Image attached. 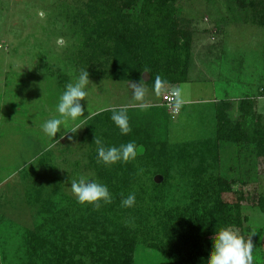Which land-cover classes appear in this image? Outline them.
Instances as JSON below:
<instances>
[{
	"label": "rangeland",
	"instance_id": "obj_1",
	"mask_svg": "<svg viewBox=\"0 0 264 264\" xmlns=\"http://www.w3.org/2000/svg\"><path fill=\"white\" fill-rule=\"evenodd\" d=\"M261 2L175 0V28L191 32L192 55L187 80L166 83L182 90L184 104L173 113L152 111L161 107L162 95L146 83L145 106H137L131 81L105 75L111 56L98 47L91 58L86 54L91 48L79 47L85 24L99 12L98 3L106 5L107 0H0V264L24 263L26 230L49 216L42 214L41 205L69 209V220L77 215L81 204L71 193L72 179L84 176L98 182L91 164L97 145L86 134L95 115L87 117L88 112L97 115L126 104L134 126L156 141L176 145L185 159L167 161L169 205L188 201L195 181L190 168L199 166L200 155L205 171L219 169L236 180L235 188L245 182L247 194H264V156L250 164L248 147L218 137L222 111L232 124L243 123L249 136L264 131V25L257 16ZM81 70L89 72L91 81L81 101L84 117L61 125L62 134L76 133L60 139L58 132L51 138L41 126L59 118V97ZM39 187L42 195L36 202ZM242 215L248 217L245 225L264 228L259 207L244 204ZM135 257L137 264H169L162 253L143 245Z\"/></svg>",
	"mask_w": 264,
	"mask_h": 264
},
{
	"label": "trees",
	"instance_id": "obj_2",
	"mask_svg": "<svg viewBox=\"0 0 264 264\" xmlns=\"http://www.w3.org/2000/svg\"><path fill=\"white\" fill-rule=\"evenodd\" d=\"M107 1L106 5L98 3L100 10L94 14V20L85 24L79 44L81 48H91L86 53L91 58L98 47L101 53L111 56L112 60L105 63V75L109 79L139 82L146 71L150 80L143 83L151 88L158 76L166 83L186 81L192 55L191 32L175 28V0ZM239 2L246 4V0ZM260 5L257 16L264 25V0ZM98 74L96 71V77ZM162 108L168 109L161 101V107L152 111L163 112ZM111 115L110 111L95 115L86 126L89 139L93 142L96 136L105 147H119L132 141L144 145L145 153L128 163L105 166L97 163L96 148L91 164L98 183L106 185L112 194V203L101 202L99 210L81 205L70 220L69 209L41 205L42 214L49 216L26 230L23 264H137L135 255L140 245L162 253L169 264H207L211 240L222 227L237 229L245 239L254 233L253 264H264V228L245 225L248 217L242 215L244 204L264 212V194H247L245 182L235 188L236 180L219 169L205 171L200 155L201 167L190 168L195 181L188 201L167 204L171 179L167 161H183L184 156L176 152V145L156 141L139 125L134 126L132 118L131 132L122 135ZM218 122L219 139L248 147L251 151L246 159L250 164L256 156H264L263 130H255L249 136L244 124H232L225 111ZM192 155L187 158L192 159ZM210 167L214 165L211 163ZM157 174L164 177L160 183L154 179ZM36 192L35 200L40 202L42 188ZM121 193L124 197L134 193L135 205L122 207Z\"/></svg>",
	"mask_w": 264,
	"mask_h": 264
},
{
	"label": "clouds",
	"instance_id": "obj_3",
	"mask_svg": "<svg viewBox=\"0 0 264 264\" xmlns=\"http://www.w3.org/2000/svg\"><path fill=\"white\" fill-rule=\"evenodd\" d=\"M60 41H58L59 43ZM143 79L139 82L131 81L132 100L137 106L144 107L148 90L144 86ZM91 83L89 72L81 70L78 79L66 84L65 91L59 97L57 112L59 118L47 120L41 127L43 132L51 138H54L58 132L61 133V125L68 119L76 120L84 117V106L81 101H85L87 96L86 88ZM153 92L157 96L164 95L168 100L169 106L174 112H178L184 104L182 90L178 87L167 88L159 76L153 86ZM128 105L119 107H108L102 111H110L112 113L111 120L120 130L122 135H128L131 132L128 117ZM96 113H89L87 117L94 116ZM76 133L77 129L68 131ZM62 134L60 139H63L67 133ZM69 140L73 137L69 136ZM59 142L58 140H56ZM93 143L97 145V163H103L105 166H111L118 162L128 163L134 160L140 151V145L129 141L119 145V147H105L102 140L95 136ZM70 189L77 202L81 205H92L96 210H99L101 202L103 204H111L113 201L112 194L108 187L95 180H89L81 176L79 180L72 179L70 181ZM121 206L130 208L135 205V194L130 193L127 197L121 193ZM254 233L245 239L239 234L237 229L233 227H222L216 233L214 239L211 240L210 250L207 256V264H253V248L254 244L252 236Z\"/></svg>",
	"mask_w": 264,
	"mask_h": 264
},
{
	"label": "water",
	"instance_id": "obj_4",
	"mask_svg": "<svg viewBox=\"0 0 264 264\" xmlns=\"http://www.w3.org/2000/svg\"><path fill=\"white\" fill-rule=\"evenodd\" d=\"M142 78H143L144 81H148L150 79L149 73L145 71L143 73V75H142ZM139 147H140L139 155L144 154V152H145L144 145H140ZM154 179H155L156 182L160 183V182L163 181L164 177L161 174H157Z\"/></svg>",
	"mask_w": 264,
	"mask_h": 264
},
{
	"label": "built area",
	"instance_id": "obj_5",
	"mask_svg": "<svg viewBox=\"0 0 264 264\" xmlns=\"http://www.w3.org/2000/svg\"><path fill=\"white\" fill-rule=\"evenodd\" d=\"M162 103H163L164 105H166V106L168 107V109H169L171 112H173V113H177V112H174V111L172 110V108L169 106L168 100L166 99V96H164V95H162ZM178 112H179V111H178Z\"/></svg>",
	"mask_w": 264,
	"mask_h": 264
}]
</instances>
